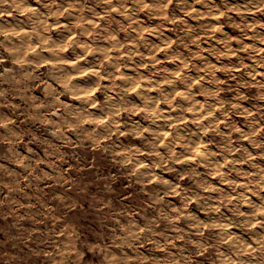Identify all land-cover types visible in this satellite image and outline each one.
I'll return each mask as SVG.
<instances>
[{"label":"clouds","instance_id":"9594fccd","mask_svg":"<svg viewBox=\"0 0 264 264\" xmlns=\"http://www.w3.org/2000/svg\"><path fill=\"white\" fill-rule=\"evenodd\" d=\"M0 264H264V0H0Z\"/></svg>","mask_w":264,"mask_h":264}]
</instances>
